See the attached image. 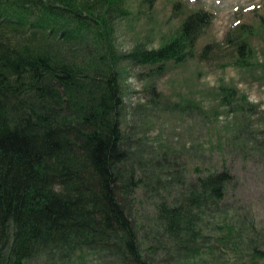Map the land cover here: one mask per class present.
<instances>
[{"label":"trees","instance_id":"16d2710c","mask_svg":"<svg viewBox=\"0 0 264 264\" xmlns=\"http://www.w3.org/2000/svg\"><path fill=\"white\" fill-rule=\"evenodd\" d=\"M157 2L141 0L150 10ZM125 15L126 0H0V264H78L87 254L147 264L126 206L140 182L125 170L118 67L124 59L162 68L196 58L213 15L191 12L158 49L137 46L124 56L114 20ZM247 47L237 50L244 55ZM214 49L204 47L198 58ZM232 182L226 167L213 170L181 202L160 203V238L191 244L197 264H222L218 248L202 250L198 221L222 207ZM241 227L224 222L214 241H228L237 254L245 245L240 264H264V232L247 241Z\"/></svg>","mask_w":264,"mask_h":264},{"label":"rangeland","instance_id":"374dc122","mask_svg":"<svg viewBox=\"0 0 264 264\" xmlns=\"http://www.w3.org/2000/svg\"><path fill=\"white\" fill-rule=\"evenodd\" d=\"M177 4L180 14L174 13ZM126 10L114 20L115 44L124 56L137 46L158 49L191 12L213 15L196 58L162 68L124 59L118 67L125 170L140 182L126 206L147 264H197L191 244L182 249L160 238L158 205L181 202L201 175L224 167L233 184L222 207L209 208L198 221L205 237L201 248L207 254L218 248L222 264H240L247 247L237 254L228 241L219 245L215 239L226 221L239 223L247 241L264 232V0H158L151 10L141 0H126ZM228 34L231 43L225 42ZM239 43L249 47L244 55ZM208 45L213 54L198 58ZM78 264L117 263L87 254Z\"/></svg>","mask_w":264,"mask_h":264}]
</instances>
